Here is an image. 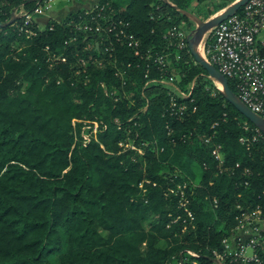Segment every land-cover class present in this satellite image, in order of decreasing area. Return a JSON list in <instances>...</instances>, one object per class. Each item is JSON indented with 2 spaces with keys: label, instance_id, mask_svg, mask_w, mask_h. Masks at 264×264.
I'll use <instances>...</instances> for the list:
<instances>
[{
  "label": "trees",
  "instance_id": "trees-1",
  "mask_svg": "<svg viewBox=\"0 0 264 264\" xmlns=\"http://www.w3.org/2000/svg\"><path fill=\"white\" fill-rule=\"evenodd\" d=\"M212 1L114 0L116 16L130 22L141 44L137 51L117 48L120 66L135 62L123 85L107 62H90L75 76L84 70L81 63L76 67L78 59L99 57L84 51L94 37L81 36L67 46L77 34L60 24L27 40L13 24L3 25L17 8L31 10L35 1L0 0V264H171L175 259L215 264L213 252L222 250L237 206L261 205L264 211V143L240 142L251 140L256 127L196 63L188 38L180 50L169 36L172 28H185L188 14L199 16ZM222 1L230 6L237 0ZM72 17L77 13L66 21ZM48 47L64 54L66 62L48 61ZM171 78L180 88L175 90ZM229 85L237 94L233 82ZM126 87L135 90L138 103L121 96ZM149 91L157 95L150 97ZM82 120L98 122L97 139H85ZM128 132L142 152L119 147ZM144 141H159L165 150L160 154ZM215 144L222 146L229 168L223 173L211 153ZM170 150L203 171L189 204L194 222L186 231L187 213L171 189L183 181L190 191L192 183L187 174L167 171Z\"/></svg>",
  "mask_w": 264,
  "mask_h": 264
},
{
  "label": "built area",
  "instance_id": "built-area-1",
  "mask_svg": "<svg viewBox=\"0 0 264 264\" xmlns=\"http://www.w3.org/2000/svg\"><path fill=\"white\" fill-rule=\"evenodd\" d=\"M55 1L38 0L33 9H21L16 16V22L13 23L18 34L26 39H34L42 33L53 32L56 25L66 24L77 34L66 41L67 46L76 43L81 36H92L94 38L89 41L85 40V51H96L99 57L91 55L89 60L79 59L82 66L86 67L90 62L98 65L107 62L114 67L115 76L126 85V81L131 79L135 62L122 63L120 66L117 48L127 46L137 51L141 44L132 33L130 22L116 16L114 0H93L88 6L85 5L86 0H74L79 3V6L77 5L79 8L71 13H77V18L72 17L67 21L70 11L68 12L70 14L60 18L54 6ZM240 11L241 13L238 12L228 18L210 32L203 41V57L228 81L233 82L240 100L253 113L264 119V0H249ZM43 18H48V22L40 21ZM169 34L170 38L178 40L177 47L180 50L186 48L185 40L189 35L185 29L174 27ZM46 51L48 61L51 63L67 60L64 54L53 52L49 47ZM151 58V53L148 52L146 60ZM156 61L160 65H165L163 57H157ZM149 72L150 65H147V77ZM103 87L106 88V93H110L104 84ZM111 93L114 94L115 91ZM179 111L183 113L185 108L180 106ZM244 128L249 130L248 123H244ZM171 132L172 130H169L170 134ZM259 140L264 143V134L256 128V134L251 140L242 137L240 142L249 147L250 141L255 143ZM222 149L220 144H215L211 151L213 158L218 162L220 173L229 170ZM239 167L238 163L236 168ZM249 173V170L245 171L246 175ZM182 185L180 191L183 195L185 193L183 188L187 190L188 185L187 183ZM172 191L175 193L173 189ZM189 204V200L180 199V206L188 216L184 221L186 227L194 222V214ZM214 206L218 208L217 199L214 200ZM237 209L235 225L229 228L222 242V250L213 252V260L218 261V264H264L263 208L261 205L254 208L238 205ZM180 218L177 216L174 222ZM186 227L184 231L188 229ZM189 254L198 256L191 252Z\"/></svg>",
  "mask_w": 264,
  "mask_h": 264
},
{
  "label": "rangeland",
  "instance_id": "rangeland-1",
  "mask_svg": "<svg viewBox=\"0 0 264 264\" xmlns=\"http://www.w3.org/2000/svg\"><path fill=\"white\" fill-rule=\"evenodd\" d=\"M34 1L36 3V1H38V0H34ZM92 1L93 0H86L85 5L88 6L89 4L92 3ZM86 3H88V4H86ZM77 5L79 6V3L75 2L74 0H56L54 3L55 9H57L58 10L57 12H59V14H60L59 15L60 18L65 17L69 11H74ZM228 7L229 6H227V4H224L222 0H213L210 3H207L205 5V7L202 6L200 8L199 16L195 15L198 19L196 18L197 19L196 20V19L190 18V22L184 24L183 27H185L184 29H185L186 33L188 35H194L196 30L199 27V21L207 22V21L211 20L212 18L222 14ZM21 9H24V7L21 6V8H17L15 10L12 18H16L17 14L20 13ZM26 10H28V9H26ZM12 18L10 20H12ZM210 32L206 34L205 39H207V36L210 34ZM205 39H204V41H205ZM27 40H31V39H27ZM203 45H204V42H202L200 47H203ZM21 50H22V48L19 49V51H21ZM84 51H85V46H84ZM76 57L81 58L79 56V53H77V51H76ZM54 63L55 62H52V64H54ZM79 63H80V61L78 59V61H76V67H82L81 65L79 66ZM87 66L89 67L90 64ZM87 66L84 67L83 71L78 69L75 73V76L80 77L82 72L85 73L88 70ZM169 82L173 86H175V90L179 86L178 81H176L175 78H171L169 80ZM214 84H215V86H217L218 89H220L218 86V83L214 82ZM178 88H180V87H178ZM191 88H192V85H191V87L188 86V89H191ZM152 92L153 91H149V94L151 93L150 97H154L155 95H157L155 92L152 94ZM182 93L189 96V94L186 93V91L182 92ZM169 94L172 97L171 99H173L172 103H171V107L175 108L176 107L175 105L177 104L175 101L176 93L173 90ZM121 96L124 97L125 100L126 99L129 100V102L132 104H136V102L138 103V99L136 97L135 90H133V89L128 90L126 87L124 89V91L122 92ZM179 106H181L182 108H185V111H186V109H187L186 105L182 104ZM81 122H84V124H85V127L82 130H83V133H84L86 140L90 141L91 139H97L99 137V129L100 128H99L98 122L91 123V122L86 121V120H82ZM132 137H133V135H131V132H128L125 136H123V139L119 143V147L124 151L132 150V148H135L134 150L142 152L143 149L142 148L140 149L137 147V145L135 144V141H134L135 139L133 140ZM139 137H140V135H139ZM209 140H211V141L209 142ZM206 143L211 144L212 143V137L208 138L206 140ZM152 145L155 146L156 149L157 148L159 149L158 151L160 154H162V152H164L163 150H165L164 147H160L161 145H160L159 141H153V142L144 141L143 142L144 147H150ZM165 167H166L167 171L175 173V176H177L176 173L187 174V176L189 177V180L192 183V185H191L192 189L190 191H188V190H185V188H183V190L185 192L184 193L185 196H184V194L182 195V193L180 191V186H183L182 185L183 181L182 182L180 181V183H177V185H176L177 188H172V189L174 190L175 195L180 196L181 198H184V200H189V202L191 203V198L193 197L194 194H196L197 188L201 187L200 182H201L202 172H203L201 167L198 166L196 163H193L192 161L191 162L188 161L183 154H178V153L174 152L173 150H170V156L168 158V162L165 163ZM175 178L177 179V177H175ZM176 179H174V180H176ZM172 189H171V192H173ZM186 197H188V198H186ZM146 227H148V226H146ZM186 228H188V227H186ZM162 246H163V244H160V247H162ZM195 257H197V256H195ZM54 262L56 263L55 259H54ZM171 264H181V262L178 259H175L173 261V263H171ZM194 264H198V263L195 261Z\"/></svg>",
  "mask_w": 264,
  "mask_h": 264
},
{
  "label": "water",
  "instance_id": "water-1",
  "mask_svg": "<svg viewBox=\"0 0 264 264\" xmlns=\"http://www.w3.org/2000/svg\"><path fill=\"white\" fill-rule=\"evenodd\" d=\"M249 0H237L232 5H230L222 14L212 18L207 22L199 21V27L194 35L188 36V47L191 55L198 65H200L207 73L210 80L216 82L222 86L219 89L225 100L231 104L243 117H245L251 124H253L257 129H259L264 134V119L257 114L253 113L237 96L235 92L232 91L229 85L228 79L221 74L215 66L206 61V59L200 54L199 48L205 39L207 33L212 31L214 28L219 26L222 22L228 18L236 15ZM189 18L196 19L195 15L188 14ZM17 18H12L9 22L3 25V27H9L12 25ZM198 19V18H197ZM196 19V20H197ZM40 21L48 22V18H43ZM215 263H219L214 260Z\"/></svg>",
  "mask_w": 264,
  "mask_h": 264
},
{
  "label": "bare ground",
  "instance_id": "bare-ground-1",
  "mask_svg": "<svg viewBox=\"0 0 264 264\" xmlns=\"http://www.w3.org/2000/svg\"><path fill=\"white\" fill-rule=\"evenodd\" d=\"M199 52L203 56V47L199 48ZM218 86H219L220 89H222V86L220 84H218Z\"/></svg>",
  "mask_w": 264,
  "mask_h": 264
}]
</instances>
